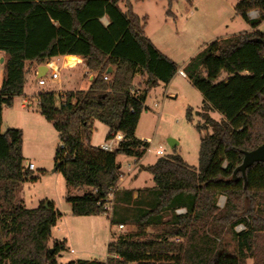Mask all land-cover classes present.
Segmentation results:
<instances>
[{"label":"trees","instance_id":"obj_1","mask_svg":"<svg viewBox=\"0 0 264 264\" xmlns=\"http://www.w3.org/2000/svg\"><path fill=\"white\" fill-rule=\"evenodd\" d=\"M176 0H167V14ZM122 0H0V53L5 55L0 85V264H58L65 249L49 242L62 214L52 202L36 209L17 202L19 186L32 178L24 165L23 132H2V113L24 94L27 64L44 65L52 59L81 56L93 74L87 91L38 95L39 113L58 132L60 147L55 167L67 184L85 189L67 196L74 216L108 215L111 225L127 226L118 219V156L141 160L150 144L136 138L149 92L168 85L180 68L161 53L145 34L140 19ZM258 11L257 19L249 13ZM235 12L252 28L208 44L183 72L204 98L198 168L177 154L160 157L142 171L153 176L154 188L137 190L131 205L139 216L135 232L114 238L105 261L69 264H264V163H255L234 179L244 153L264 144V0H238ZM107 17L109 25L101 22ZM54 22L57 24L54 25ZM112 68L111 73L107 71ZM222 73L225 80L217 82ZM145 87L133 93L135 77ZM110 80L106 81L104 78ZM218 111V122L209 115ZM191 119V110L188 112ZM108 127L123 140L113 152L91 146L95 123ZM114 194L112 210L107 199ZM225 198L223 208L218 200ZM148 198L147 201L144 199ZM141 206V207H140ZM184 210V213H178ZM172 220L163 221L169 213ZM116 217V218H115ZM240 224L245 230L236 231ZM152 233L148 234L147 230ZM227 238L235 242L232 248Z\"/></svg>","mask_w":264,"mask_h":264},{"label":"rangeland","instance_id":"obj_2","mask_svg":"<svg viewBox=\"0 0 264 264\" xmlns=\"http://www.w3.org/2000/svg\"><path fill=\"white\" fill-rule=\"evenodd\" d=\"M132 2L134 12L147 18L146 36L161 52L177 63L179 68H183L192 58L200 54L208 44L251 29L249 24L235 12L238 0H176L171 8L174 16L167 14V0H132ZM121 3L127 9L131 0H122ZM258 29L264 33V21ZM2 55L5 57L4 54ZM37 66L27 64V73L35 71ZM4 72V67L0 65V85ZM226 77V73H222L217 82L225 80ZM45 80L46 86L33 85L35 92L39 89L61 91L62 84L57 82L51 84L46 77ZM65 80L66 77L63 75V81ZM87 83L88 81L85 80L83 85ZM63 85L68 87L65 82ZM26 88V94L33 92L30 84ZM170 93L176 94V97H167ZM23 99V95L16 97L12 107L3 109L1 126L2 132L9 129H20L23 132V157L36 167L32 178L37 180H28L19 186L16 194L17 202L28 209H36L41 203L49 201L62 214L57 225L52 229L49 242L50 249H53L56 242H64V251L56 257L58 264L105 261L108 256V244L113 240V236L116 239L134 233L136 226L133 219L141 212L133 208L116 206V217L125 221L127 225L123 230L118 229L117 223L111 225L108 215L74 216L70 204L66 202V197L80 196L85 189L76 190L70 187L62 173L54 171L55 154L61 145L58 132L53 124L39 113L37 103L32 107L23 108ZM203 104L204 98L201 93L179 72L168 88L163 84L152 89L137 129V136L150 143L149 151L141 164L150 166L160 157L177 154L190 167L198 168L201 138L206 133H211V129L201 133L197 130L198 125L205 123L201 116ZM190 110L191 119L188 117ZM209 115L218 122L223 119L216 110L210 111ZM108 132L107 126L96 122L91 146L100 147L106 142ZM170 140L175 141L178 146L173 149ZM159 149L163 152L162 156L156 154ZM117 161L121 164V174L127 175L130 169L137 166L135 158L120 155ZM153 186V176L149 172L142 173L138 180H133L132 176L128 175L121 184L122 190L118 192V196L123 191L150 189ZM224 204L225 198L220 197L219 208H223ZM172 215V212L169 213L163 221L172 220ZM147 233H152V230L148 229ZM227 241L232 248L235 246V242L231 239L227 238ZM247 264H254V260L248 259Z\"/></svg>","mask_w":264,"mask_h":264},{"label":"crops","instance_id":"obj_3","mask_svg":"<svg viewBox=\"0 0 264 264\" xmlns=\"http://www.w3.org/2000/svg\"><path fill=\"white\" fill-rule=\"evenodd\" d=\"M135 1H138V0H135ZM131 5L133 7V12H134V4H133L132 0H131ZM119 6L122 9V11H124V12L126 11L125 5H123L122 3H120ZM252 12H254V11H252ZM252 12H250L248 14L250 19H251L250 14ZM255 12H258V11H255ZM135 14L140 19L146 18L145 16H142V15L140 16L137 13H135ZM258 15H259V12H258ZM146 21H147V18H146ZM101 22H102V24L104 26H108L109 25V20L107 19V17H103L101 19ZM54 25L57 26V24L55 22H54ZM146 25H147V23H146ZM250 31H252V28L248 32H250ZM145 34H146V32H145ZM219 40H224V39H218L216 41H219ZM151 42L153 43L152 40H151ZM153 44L155 45V43H153ZM155 47L157 48L156 45H155ZM159 51L161 52V50H159ZM161 53H163V52H161ZM2 54L3 53H0V57H1L0 60L1 59H3V60L5 59V57ZM51 62H54L55 65L59 68V80H58L57 84H62L61 91H58V92L57 91H43V90H40L39 89L37 92H35V90L33 89L34 88L33 85H35V87L36 86H41V85L38 84V80H39V72H38V69L41 66L47 67L46 64L39 65V66L36 67V70L35 71H31V72L27 73V75H26V84H25V89H24V94H23L24 99H23V103H22V107L23 108L32 107V105L34 103H37V101H38V95L40 93H42V92H53L56 95H59L61 93L62 94H66L68 92H74L75 93V92H79V91H87L89 89L90 82L94 79V76H93V74L90 73L89 69L87 68V66H86V64H85V62H84V60H83V58L81 56H77V55H66V56H62V57H58V58L52 59ZM59 62L61 64H59ZM0 65L2 67V64H0ZM110 69H111V72H112L113 69L112 68H110ZM182 69L183 68H180L179 74H181L180 72H183ZM50 73H51V70L48 71V68H47V71L46 72H43V76L42 77L48 78V82L52 84L53 82L50 81ZM63 75L66 77V80L65 81H63ZM183 77L186 78V76H183ZM85 80H87L88 83L85 84V85H83L84 82H85ZM173 80H174V78L172 79V81L168 85H166L167 88L172 84ZM145 81H146V78L143 75L138 74L135 77V80H134V87L135 88L133 90V93H136L137 91L143 90L144 87H145ZM64 82L67 83L68 87H66V86L63 85ZM29 84L31 86L30 89L31 90L33 89V92L31 94H26V90H27L26 86L29 85ZM54 84H56V83H54ZM161 85H163V84H159L155 88H158ZM155 88H153V89H155ZM167 97L175 98L176 97V94L170 93V94H167ZM136 138L148 142V140H146L144 138H139L137 136V133H136ZM106 141H107V139H106ZM177 146H178V144L175 146V148ZM143 158L141 160L136 161V164H137L136 168L130 169V172L127 175L125 173H122L123 176L124 175L125 176L123 178H121V180L119 182V185H118V189H117L118 191L117 192H120V190H122L121 184L123 183V181L126 178V176L131 175L132 178H133V180H138L139 177H140V175L142 173L146 172V171H142L140 169L141 167L144 166L143 164H141V161L143 160ZM28 164H29L28 160L25 159L24 160V165L27 167ZM120 166H121V164H120ZM144 167H146V166H144ZM35 169H36V167H35ZM33 171L34 170H32V172ZM154 186H155V184H154ZM154 186L151 187L150 189L154 188ZM139 190H142V189H139ZM127 192L123 191L122 193H120L119 196L117 195L118 196L117 206L132 208L131 205L138 199V193H137V190H135V189L132 190L131 193H129V194ZM125 194L128 195V196L131 195V205L130 206L127 204L128 196H126ZM144 200L147 201L148 198H145Z\"/></svg>","mask_w":264,"mask_h":264},{"label":"built area","instance_id":"obj_4","mask_svg":"<svg viewBox=\"0 0 264 264\" xmlns=\"http://www.w3.org/2000/svg\"><path fill=\"white\" fill-rule=\"evenodd\" d=\"M250 17L251 19H257L258 17V12H252L250 14ZM47 68H48V71L51 70V73H50V81L55 83V82H58L59 80V68L55 65L54 62H48L46 64ZM183 76H185V74L183 72H180ZM106 81L110 80V78L108 77H105L104 78ZM38 84L41 85V86H45L47 84V81L45 80V77H42V78H39L38 80ZM36 101V100H35ZM38 102V101H37ZM123 140V135L120 134V133H117V134H114L112 136V138L110 140H107L105 143H103L100 148L105 151V152H113L119 145V143ZM149 143V142H148ZM150 144V143H149ZM150 148V147H149ZM149 151V149L147 150V152ZM157 155L159 156H162L163 155V152L161 151V149L157 150L156 152ZM27 168L29 170H35V165L32 164V163H29L27 165ZM123 174H121V178H123ZM121 180V179H120ZM114 200V194L111 193L107 199V203H108V209L109 210H112V202ZM185 211L184 210H179L178 213H184ZM118 229L119 230H123L124 229V226L123 225H119L118 226ZM246 228L243 224H240L236 227V231L237 232H241V231H244ZM73 253V251H71Z\"/></svg>","mask_w":264,"mask_h":264},{"label":"water","instance_id":"obj_5","mask_svg":"<svg viewBox=\"0 0 264 264\" xmlns=\"http://www.w3.org/2000/svg\"><path fill=\"white\" fill-rule=\"evenodd\" d=\"M3 59L0 60V64H3ZM47 71V67L41 66L38 69L39 72V78H42L43 72ZM107 73H111V69L107 71ZM170 146L174 149L177 143L173 140L169 141ZM255 163H264V144H262L260 147L257 149L250 151V152H245L244 153V160L241 166H239L235 172H234V179H236L238 173H241L246 181V171L248 168L252 167ZM58 167V165H57ZM57 167H55L54 171H57ZM51 253H53V249L50 250Z\"/></svg>","mask_w":264,"mask_h":264}]
</instances>
